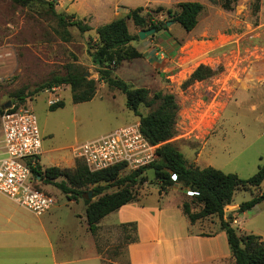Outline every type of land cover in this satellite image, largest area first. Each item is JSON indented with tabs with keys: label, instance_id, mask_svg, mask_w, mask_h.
Returning <instances> with one entry per match:
<instances>
[{
	"label": "rangeland",
	"instance_id": "rangeland-1",
	"mask_svg": "<svg viewBox=\"0 0 264 264\" xmlns=\"http://www.w3.org/2000/svg\"><path fill=\"white\" fill-rule=\"evenodd\" d=\"M117 1L138 5L145 0H33L27 4L0 0V104L11 101V106L30 107L34 111L43 136L44 152L40 163L43 168L56 165L73 169L81 160L73 154V147L119 126L139 123V116L126 105V95L108 85L99 86L96 96L83 102L73 101L68 84L42 87L54 76L66 74L69 70L89 73L86 75L89 78L99 76L97 65L88 52V42L97 41L98 23L115 16L103 14L102 5ZM180 1L163 0V6L177 9ZM199 1L205 7L192 32L175 22L144 39L138 38L131 45L142 56L120 62L116 70L133 86H146L151 93L162 90L175 94L179 109L176 133L171 141L184 153L189 164L211 165L248 179L264 162V87L257 83L246 86V81L264 72V61L260 59L264 54V0H260L258 9L254 6L255 0H237L232 9L223 8L221 0L215 3ZM50 2L55 11L65 14H71L74 7L79 13L92 8L94 15L91 13L82 18L92 25V29L82 32L76 26H68L71 38L62 39L61 27ZM156 7L146 4L143 13H148L154 21L171 19L165 10L155 11ZM77 12L74 14L81 18ZM123 12L121 8L120 13L126 15ZM128 25L131 33L144 29L135 25L132 19L128 20ZM168 34L180 44L168 41ZM149 49L158 51L155 57L163 55V58L149 61ZM199 64L212 67L216 73L186 83ZM16 93H21L24 99L18 98ZM54 99L63 100L64 106L50 109V100ZM154 106L156 104L152 107L142 104L140 111L147 114ZM131 170L124 167L120 175ZM144 175L147 181L132 186L136 196L160 192L153 169L145 170ZM62 179L65 177L58 178ZM34 183L53 195L55 203L50 210L37 215L0 192V218L11 210L23 224L25 221L36 225L42 221L49 229H64L65 235L70 233L78 237L81 224L74 219L76 212L86 216L84 197L79 200L70 198L60 188L43 180H34ZM117 188L109 186L105 191ZM167 191L183 193L184 200L192 197L190 192L179 187ZM263 192L264 180L259 187L238 189L232 202L240 204ZM84 196L92 200L98 197L89 196V193ZM177 196L169 194L170 198ZM230 215L232 213L224 217L232 221ZM234 216L240 220V223H232L237 231L264 236V200L251 209L236 212ZM206 218L220 220L217 215ZM81 222L85 225L86 218ZM133 232L130 227L109 226L98 231L99 251L104 264H128L124 245L132 238Z\"/></svg>",
	"mask_w": 264,
	"mask_h": 264
},
{
	"label": "trees",
	"instance_id": "trees-1",
	"mask_svg": "<svg viewBox=\"0 0 264 264\" xmlns=\"http://www.w3.org/2000/svg\"><path fill=\"white\" fill-rule=\"evenodd\" d=\"M27 4L33 0H15ZM216 2V0H211ZM237 0H221L220 4L225 9H232L233 2ZM53 14L57 17L61 27V37L64 40L71 38L68 26H76L85 32L92 26L84 19L76 17L74 13L65 14L55 11L53 3H49ZM260 0L254 1L256 9L259 8ZM204 3L199 0H184L177 3V9L158 5L154 10H165L171 20L180 23L187 31L193 30L199 21V15L204 10ZM146 8L137 6L129 9L126 15L112 19L109 22L96 27L97 41L88 42V52L92 61L97 65L98 79L89 78L83 72L69 70L66 74L57 75L42 85L45 88H53L62 84L71 87L74 102L91 100L97 90V80L105 82L110 88L120 90L126 95V105L139 116V125L142 133L152 143L157 145V158L142 167L132 169L128 174L121 176L120 172L125 167L124 163L92 171L85 161H77L76 167L62 168L56 165L43 168L39 163L32 168L35 180L53 184L65 192L70 198L84 197L86 203V219L89 230L96 234L99 222L108 213L118 209L122 205L137 199L132 186L144 183L148 180L144 171L151 168L154 171L156 183L160 186V192L167 191L172 187H179L191 194V200L182 201V209L191 222L217 215L220 219L221 228L227 234L233 261L230 264H264V237L260 234L248 231H237L226 219L225 207L231 204L233 196L238 189L259 187L264 180V162L257 172L244 179L234 172H225L214 166L199 167L189 164L184 153L171 141L176 133V120L179 105L176 96L172 92L151 90L146 86H133L123 78L115 75L116 65L124 60L141 57L142 53L131 45V42L140 38L138 33H131L128 20L132 19L135 25L141 28L155 27L156 31L167 29L163 20H155L143 13ZM169 20V19H168ZM178 43V41H177ZM180 44V43H178ZM216 73L212 67L199 64L191 73L186 83L202 80ZM21 100L22 94L16 93ZM144 104L152 107L147 114H142L140 106ZM54 110L64 106L63 100H58L49 105ZM4 105L0 104V112ZM60 176L65 179L58 180ZM37 188H40L35 184ZM109 186H117L116 190L105 191ZM41 189V188H40ZM92 192L96 199L85 197ZM264 200V192L253 196L251 199L240 203L238 210L245 211L254 207ZM229 218H232L230 215ZM124 229L130 226L135 230L134 223H123ZM135 236L131 240H135Z\"/></svg>",
	"mask_w": 264,
	"mask_h": 264
},
{
	"label": "crops",
	"instance_id": "crops-1",
	"mask_svg": "<svg viewBox=\"0 0 264 264\" xmlns=\"http://www.w3.org/2000/svg\"><path fill=\"white\" fill-rule=\"evenodd\" d=\"M146 4L165 5L163 0H155V2L145 0L138 5L117 1L112 5H102V8L105 10L103 13L105 15L115 14L112 18L114 19L124 15L120 13L121 8L124 9L123 13H127L131 8L145 7ZM74 9L75 7L72 13L77 12ZM77 13L82 16L81 19L91 13L94 15L92 8ZM111 20L100 22L97 26ZM168 41L177 40L168 34ZM148 52L149 61L163 58V55L155 57L158 54L155 49H149ZM260 59L264 61V54ZM117 71L115 70V75L122 78ZM255 83L264 87V72L246 81V86L252 87ZM97 84L95 96L99 86L107 85L99 80ZM169 194L179 196L170 198ZM182 194L172 191L160 193L159 190L144 194L104 216L99 222L98 231L100 232L104 226L118 228L122 227L123 223L135 224V230L127 226L134 231L133 236L136 238L135 240L131 238L124 245L128 264H230L233 261L232 251L227 234L221 228L220 220L214 221L205 217L191 222L182 209L181 204L184 200ZM239 205L232 202L228 204L229 207H225V217L232 213L233 220H236V222L230 221L231 225L240 223L238 216H234L239 211ZM17 218L11 210L4 214L2 219L0 218V264H104V257L99 251L98 231L93 234L89 230L87 219L86 224H82L81 221L85 220L86 216L79 212H76L74 219L81 224L82 232L79 226L78 237H73L70 233L65 235L64 229L63 231L49 229L42 221L30 225L25 221L23 224ZM106 218L111 220L105 222Z\"/></svg>",
	"mask_w": 264,
	"mask_h": 264
},
{
	"label": "built area",
	"instance_id": "built-area-1",
	"mask_svg": "<svg viewBox=\"0 0 264 264\" xmlns=\"http://www.w3.org/2000/svg\"><path fill=\"white\" fill-rule=\"evenodd\" d=\"M156 147L142 133L139 123H130L86 140L73 147L72 152L83 158L92 171L118 163L136 169L157 158ZM42 153L43 136L34 111L25 106L3 108L0 112V192L35 214L48 211L55 203L52 194L34 183L32 168L40 162Z\"/></svg>",
	"mask_w": 264,
	"mask_h": 264
},
{
	"label": "water",
	"instance_id": "water-1",
	"mask_svg": "<svg viewBox=\"0 0 264 264\" xmlns=\"http://www.w3.org/2000/svg\"><path fill=\"white\" fill-rule=\"evenodd\" d=\"M172 23H174L173 20L169 19L167 20L164 25L165 26H169L171 25ZM156 32V28L155 27H151V28H145V29H140L138 31V34L140 36L141 39H144L145 37H147L148 35H151L153 33ZM89 73H86V75H88ZM8 107H11V101H8L4 104V108H8ZM89 196H92V192L90 191L89 192Z\"/></svg>",
	"mask_w": 264,
	"mask_h": 264
}]
</instances>
